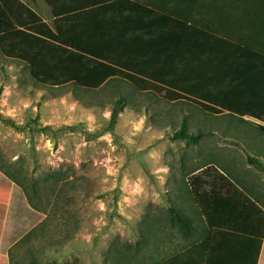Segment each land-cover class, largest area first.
I'll list each match as a JSON object with an SVG mask.
<instances>
[{"label":"rangeland","instance_id":"rangeland-1","mask_svg":"<svg viewBox=\"0 0 264 264\" xmlns=\"http://www.w3.org/2000/svg\"><path fill=\"white\" fill-rule=\"evenodd\" d=\"M48 9L38 16L52 26ZM119 12L140 24L136 10L123 6ZM240 18L224 24L202 10L192 24L205 33L221 25L238 34L247 27ZM135 25L128 27L133 36ZM144 30L156 42L158 35ZM178 46L179 40L151 45L145 66L159 56L168 59ZM243 56L245 75L237 84L244 91L227 98L230 108L212 110L147 76L137 84L110 78L89 89L46 86L25 62L0 51V170L41 220L37 246L22 249L20 264L164 263L191 239L171 220L169 206L193 218L196 235L201 228L191 200L197 173L207 180L224 174L264 205V172L246 160L251 155L264 163V122L242 115L264 111V77L249 71L251 57ZM121 98L112 126L111 111ZM182 122L188 132L201 133L197 143L171 138Z\"/></svg>","mask_w":264,"mask_h":264},{"label":"trees","instance_id":"trees-1","mask_svg":"<svg viewBox=\"0 0 264 264\" xmlns=\"http://www.w3.org/2000/svg\"><path fill=\"white\" fill-rule=\"evenodd\" d=\"M45 3L53 17L52 26L22 1L0 0L1 53L25 62L30 76L43 85L74 83L89 89L110 78L137 84L139 76H147L157 85L177 94L182 92L214 110L230 108L227 98L230 95L238 98V92L244 91L237 84L245 75L240 68L243 53L251 57L249 71L264 77V0H45ZM123 6L140 15V24H134V36L128 31L134 25L126 14L119 12ZM202 10L213 11L224 24L240 23L241 16L247 20L246 31L234 34L218 25L209 27L211 33H205L192 24L194 16ZM145 28L150 30V36L158 35L156 42H149L152 38L148 39ZM177 40L179 46L168 59L159 56L153 67L145 66L143 58L151 45ZM2 91L0 86V96ZM233 97L230 99L237 100ZM122 102L119 99L111 111L112 126ZM242 115L264 122L263 110L244 111ZM171 138L197 143L201 133L188 132L182 122ZM246 160L264 172V163L259 158L247 155ZM191 200L200 222L197 233L200 238L206 227L192 195ZM167 210L183 234L191 235L197 230L193 218L174 206Z\"/></svg>","mask_w":264,"mask_h":264},{"label":"crops","instance_id":"crops-1","mask_svg":"<svg viewBox=\"0 0 264 264\" xmlns=\"http://www.w3.org/2000/svg\"><path fill=\"white\" fill-rule=\"evenodd\" d=\"M20 1L37 14L49 12L45 0ZM190 186L206 231L200 238L192 232L189 243L161 264H264V206L221 173L212 180L197 173ZM40 221L0 170V264H20L22 249L36 248Z\"/></svg>","mask_w":264,"mask_h":264}]
</instances>
